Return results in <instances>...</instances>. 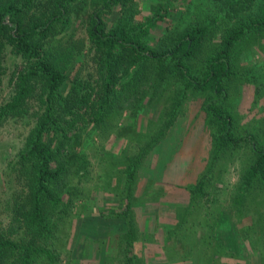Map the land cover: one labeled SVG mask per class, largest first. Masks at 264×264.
Masks as SVG:
<instances>
[{"label":"trees","instance_id":"16d2710c","mask_svg":"<svg viewBox=\"0 0 264 264\" xmlns=\"http://www.w3.org/2000/svg\"><path fill=\"white\" fill-rule=\"evenodd\" d=\"M172 2L0 0V74L7 47L22 64L14 93L0 105V128L10 119L32 124L9 166L18 189L4 206L6 221H0V264L59 263L62 227L84 194L79 184L89 176L84 148L123 111L136 118L157 101L164 103L162 129L121 162L124 208L107 216L125 224L121 264H147L136 250L131 211L138 170L192 98L201 99L212 129L211 154L195 183L183 187L188 199L167 231L165 258L200 264L235 258L217 240V210L207 203L211 197L216 202L212 193L222 178V160L244 150L232 204L238 214L254 208L240 236L264 264V109L258 119L241 124L232 98L248 84L255 101L264 104V69L237 68L239 53L262 49L264 0H182L176 7ZM78 26L84 28L81 38ZM84 65L90 68L86 75Z\"/></svg>","mask_w":264,"mask_h":264},{"label":"rangeland","instance_id":"374dc122","mask_svg":"<svg viewBox=\"0 0 264 264\" xmlns=\"http://www.w3.org/2000/svg\"><path fill=\"white\" fill-rule=\"evenodd\" d=\"M170 1H173L172 5L176 7L178 1L182 0ZM183 3L178 5V15L181 13ZM80 25L84 27L85 23ZM83 27L78 26L77 37L84 36ZM254 43L258 45L259 42ZM260 44L262 46L260 50L253 46L247 55L243 52L242 55L238 54V69L252 68L254 65L264 69V39ZM1 63L0 105L9 100L14 93L17 71L22 65L19 59L13 58L8 47L4 51ZM88 65L83 66L85 68L81 72L82 75L90 71ZM253 90L252 86L242 84L236 95L232 96L235 100V110L241 116V124H247L263 114V101H255ZM169 98L171 92L166 95L167 101ZM201 103L200 98H192L185 102L174 124L144 157L138 170L131 211L137 224L136 250L139 256L145 259V263L200 264L197 261L192 263L167 261L165 245L168 244L167 231L175 224L178 214L187 202L186 192L183 190L186 185L178 183L187 184L195 177L198 178L206 169L210 158L212 129L206 123ZM163 106V102L159 104L156 101L150 110H144L145 113L136 118L130 117L132 112L129 113V110L123 111L110 121L106 133L101 136L96 133L92 143L86 148L83 147L90 160L89 176L79 184L84 194H80L73 203L71 217L62 227L64 237L59 245L58 264H121L124 261V221L107 216L110 212H120L124 208V204L120 202L123 182L121 162L126 155L138 154V148L143 144L139 145V142H145L162 129L160 112ZM31 125V122L10 119L0 128V221L3 223L6 221L7 212L4 206L7 199L18 189L9 166L13 163ZM124 126H128L129 129L125 131ZM243 153L245 151L241 150L229 160H222L221 163L224 164L222 178L218 182L215 181L217 183L212 193L217 194L216 202L214 197H211V201L207 203V206L217 210L214 213L213 230L217 240L227 246L225 247L227 252L235 256L223 257L221 264H260L257 253H253L240 236V230L248 226L256 215L251 212L254 208L251 206L244 213L238 214L232 204L233 190L240 171L239 155ZM199 168L201 172L197 171ZM118 178L121 180L120 186H117ZM72 182H77L75 175L72 176ZM173 185L176 188H173ZM258 199L262 203V195L258 196ZM203 201L205 202V199ZM196 236L200 241V232ZM229 241L236 245L234 251L229 250L232 244ZM252 255L256 258L254 263L250 260Z\"/></svg>","mask_w":264,"mask_h":264},{"label":"crops","instance_id":"0c3cea01","mask_svg":"<svg viewBox=\"0 0 264 264\" xmlns=\"http://www.w3.org/2000/svg\"><path fill=\"white\" fill-rule=\"evenodd\" d=\"M201 155V154H200ZM197 171H199V172H201V169L199 168V169H197ZM196 177L190 182V183H178L179 185H188V184H193V183H195V181H196ZM177 184V185H178ZM173 188H176V187H174V185H173ZM187 199H188V197H187ZM186 204V203H185ZM226 240H228L227 238H225ZM224 239V240H225ZM230 243H232L231 241H229ZM229 245V244H228ZM230 248H229V250H231V251H234L235 250V247H236V245L235 244H230ZM225 247H227L226 245H225ZM250 257H252V259H250L251 261H253V263H254V260H256V258H255V256L253 257V255L252 256H250ZM148 264V263H147Z\"/></svg>","mask_w":264,"mask_h":264}]
</instances>
